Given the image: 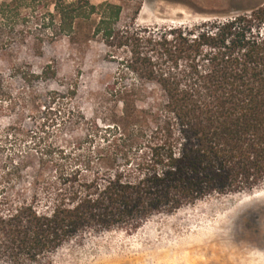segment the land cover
I'll use <instances>...</instances> for the list:
<instances>
[{
  "label": "trees",
  "instance_id": "16d2710c",
  "mask_svg": "<svg viewBox=\"0 0 264 264\" xmlns=\"http://www.w3.org/2000/svg\"><path fill=\"white\" fill-rule=\"evenodd\" d=\"M123 10L90 0L0 5V51L32 23L73 44L102 42L117 61L111 94L122 105L111 122L64 144L43 126L0 125V150L9 149L0 170L1 263L52 264L70 243L133 234L158 216L264 187V0L181 24L123 25ZM9 74L27 90L13 91L0 73V118L25 104L34 116L60 112L64 125L85 120L62 106L59 90L35 91L57 76L53 63L39 72L14 63ZM147 88L159 105L139 104Z\"/></svg>",
  "mask_w": 264,
  "mask_h": 264
},
{
  "label": "rangeland",
  "instance_id": "374dc122",
  "mask_svg": "<svg viewBox=\"0 0 264 264\" xmlns=\"http://www.w3.org/2000/svg\"><path fill=\"white\" fill-rule=\"evenodd\" d=\"M3 1L9 0H0V5ZM90 1L120 3L124 8L123 25L135 19L145 26L195 23L224 16L212 12L224 6L239 7L261 0ZM31 26L17 44L0 51V73L10 81L13 91L27 90L20 78H10L12 64H29L39 72L53 63L57 76L36 82L35 91L45 94L59 90L64 99L62 106L83 114L85 120L69 118L64 125L60 112L45 117L42 110L34 116L32 107L22 104L15 113L0 118V125L17 122L24 130L43 126L54 130L53 135L64 144L66 140L82 139L89 126L105 125L121 113V103L111 94L117 61L108 54V47L100 41L73 44L65 35L43 32L33 23ZM73 89L74 94L70 92ZM143 99L139 102L142 107L161 102L158 92L151 88H147ZM8 152L0 150V170L9 161ZM52 264H264V187L158 216L133 234L110 232L70 243L54 253Z\"/></svg>",
  "mask_w": 264,
  "mask_h": 264
}]
</instances>
